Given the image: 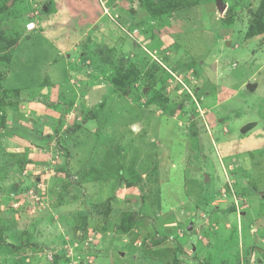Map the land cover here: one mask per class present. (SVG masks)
Segmentation results:
<instances>
[{"label": "rangeland", "instance_id": "obj_1", "mask_svg": "<svg viewBox=\"0 0 264 264\" xmlns=\"http://www.w3.org/2000/svg\"><path fill=\"white\" fill-rule=\"evenodd\" d=\"M0 264H264V0H0Z\"/></svg>", "mask_w": 264, "mask_h": 264}, {"label": "crops", "instance_id": "obj_2", "mask_svg": "<svg viewBox=\"0 0 264 264\" xmlns=\"http://www.w3.org/2000/svg\"><path fill=\"white\" fill-rule=\"evenodd\" d=\"M33 32V31H35V29L34 30H28V32ZM36 35H39L41 38H43L44 40H46L47 41V43H48V45L49 44H51V46L53 47V46H56L58 49H59V51H60V54L62 55L63 53V51L61 50V48L58 46V45H60V44H56L55 42H54V40L53 39H51L50 37H49V35H47V34H45V33H35V34H33L31 37H30V40L32 39V38H35L36 37ZM39 38V37H38ZM23 38H21V40H22ZM21 40H19L20 42H21ZM17 42V44L16 45H19V43L20 42ZM15 45V46H16ZM53 73V72H52ZM69 74H71V72L70 71H68V72H66V73H64V70H63V72L60 74H57V73H53V75H51L50 77H48L49 76V72H47V76H46V78L45 77H43V78H41L40 80H39V85H41V84H43V83H45L46 82V79L47 80H49L51 83H59L57 80H59L60 81V83L61 82H63L64 84L66 83V81L68 80V77H69ZM56 78H57V80H56ZM52 79V80H51ZM8 90H13V89H21V88H17V87H6ZM35 104H41V103H39V102H35ZM38 108V107H37Z\"/></svg>", "mask_w": 264, "mask_h": 264}, {"label": "trees", "instance_id": "obj_3", "mask_svg": "<svg viewBox=\"0 0 264 264\" xmlns=\"http://www.w3.org/2000/svg\"><path fill=\"white\" fill-rule=\"evenodd\" d=\"M19 41V40H18ZM17 41V42H18ZM9 65H10V63L12 62V58L10 59V58H6V59H4ZM133 72V71H132ZM3 76H5L4 74H3ZM125 80V79H124ZM121 83L123 82L124 83V81L121 79V81H120ZM8 90V89H7ZM16 89H13V90H8V91H15ZM132 219V218H131ZM126 228V227H125ZM127 228H130L129 226L127 227Z\"/></svg>", "mask_w": 264, "mask_h": 264}, {"label": "built area", "instance_id": "obj_4", "mask_svg": "<svg viewBox=\"0 0 264 264\" xmlns=\"http://www.w3.org/2000/svg\"><path fill=\"white\" fill-rule=\"evenodd\" d=\"M30 25H32L33 26V28H30V29H35L34 27L36 26L33 22H31V24Z\"/></svg>", "mask_w": 264, "mask_h": 264}, {"label": "water", "instance_id": "obj_5", "mask_svg": "<svg viewBox=\"0 0 264 264\" xmlns=\"http://www.w3.org/2000/svg\"><path fill=\"white\" fill-rule=\"evenodd\" d=\"M208 178V177H207ZM191 226H192V223L190 224V228L189 229H191Z\"/></svg>", "mask_w": 264, "mask_h": 264}, {"label": "clouds", "instance_id": "obj_6", "mask_svg": "<svg viewBox=\"0 0 264 264\" xmlns=\"http://www.w3.org/2000/svg\"><path fill=\"white\" fill-rule=\"evenodd\" d=\"M34 30V29H33Z\"/></svg>", "mask_w": 264, "mask_h": 264}]
</instances>
